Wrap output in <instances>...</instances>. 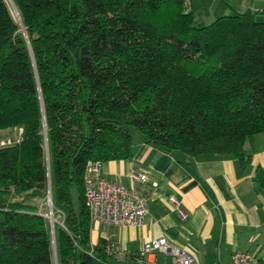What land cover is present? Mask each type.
Returning a JSON list of instances; mask_svg holds the SVG:
<instances>
[{
  "label": "trees",
  "instance_id": "16d2710c",
  "mask_svg": "<svg viewBox=\"0 0 264 264\" xmlns=\"http://www.w3.org/2000/svg\"><path fill=\"white\" fill-rule=\"evenodd\" d=\"M255 12L195 26L190 0H0V130L21 129L0 146V264L123 262L111 240L90 243L83 170L130 155V128L164 150L245 162L264 131ZM48 181L63 214L53 235L34 201Z\"/></svg>",
  "mask_w": 264,
  "mask_h": 264
},
{
  "label": "crops",
  "instance_id": "0c3cea01",
  "mask_svg": "<svg viewBox=\"0 0 264 264\" xmlns=\"http://www.w3.org/2000/svg\"><path fill=\"white\" fill-rule=\"evenodd\" d=\"M243 148L242 163L230 156L168 151L132 136L130 155L102 161V173L145 195L148 213L141 225L89 219L90 243L104 238L124 248L121 264H172L162 252L138 259L142 244L162 235L202 264H231L235 251L253 252L264 261V188L256 181L257 168L264 169V131ZM133 171L145 173L146 181L132 179Z\"/></svg>",
  "mask_w": 264,
  "mask_h": 264
},
{
  "label": "built area",
  "instance_id": "2783aa9c",
  "mask_svg": "<svg viewBox=\"0 0 264 264\" xmlns=\"http://www.w3.org/2000/svg\"><path fill=\"white\" fill-rule=\"evenodd\" d=\"M188 3L189 0H186ZM21 129L17 137L0 139V146L12 144L19 140ZM131 178L146 181L145 173L131 172ZM83 193L88 209L89 219L118 225H141L148 213L147 197L118 181L106 178L102 173V162L88 160L83 170ZM49 197V193H48ZM112 249L118 257L127 254L124 248L114 244ZM162 252L172 257V264H202L194 253L186 247L176 244L166 235L145 241L140 249V257ZM139 258V261H141ZM231 264H264L256 254L249 251H235L230 256ZM150 264H157L154 260Z\"/></svg>",
  "mask_w": 264,
  "mask_h": 264
},
{
  "label": "rangeland",
  "instance_id": "374dc122",
  "mask_svg": "<svg viewBox=\"0 0 264 264\" xmlns=\"http://www.w3.org/2000/svg\"><path fill=\"white\" fill-rule=\"evenodd\" d=\"M9 6L14 16H17L12 3L9 2ZM190 8L194 18V25L203 26L222 14H232L235 11H243L246 8H250L253 11H256V9L264 10V0H190ZM255 17L258 20H264V11H256ZM130 133L133 137L139 135L135 128H130ZM17 135L18 133L13 129L0 130V139L10 137L14 140ZM49 186L50 183L48 188ZM70 196L73 204L77 205L78 191L75 184H71L70 186ZM34 201L38 209L48 219L49 225L52 218L54 219L53 223L62 225L63 214L60 210L53 209L52 200L48 197V192L44 200L35 199ZM168 258H170V256Z\"/></svg>",
  "mask_w": 264,
  "mask_h": 264
},
{
  "label": "water",
  "instance_id": "95a60500",
  "mask_svg": "<svg viewBox=\"0 0 264 264\" xmlns=\"http://www.w3.org/2000/svg\"><path fill=\"white\" fill-rule=\"evenodd\" d=\"M48 184H49V181H48ZM48 189H49V191H48V193H49V198L51 199V192H50L51 189H50V186H49ZM50 222H51V223H50V230H51V234L53 235V230H52V229H53V224H54V223H53L52 220H51ZM55 262H56V261H55ZM55 264H56V263H55Z\"/></svg>",
  "mask_w": 264,
  "mask_h": 264
},
{
  "label": "bare ground",
  "instance_id": "6f19581e",
  "mask_svg": "<svg viewBox=\"0 0 264 264\" xmlns=\"http://www.w3.org/2000/svg\"><path fill=\"white\" fill-rule=\"evenodd\" d=\"M51 220H52V221H54V219H53V218H52Z\"/></svg>",
  "mask_w": 264,
  "mask_h": 264
}]
</instances>
